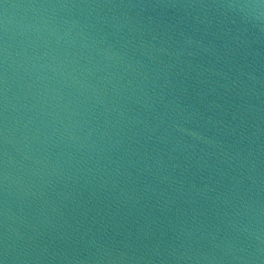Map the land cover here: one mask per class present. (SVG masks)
I'll list each match as a JSON object with an SVG mask.
<instances>
[{
	"label": "water",
	"instance_id": "1",
	"mask_svg": "<svg viewBox=\"0 0 264 264\" xmlns=\"http://www.w3.org/2000/svg\"><path fill=\"white\" fill-rule=\"evenodd\" d=\"M0 264H264V0H0Z\"/></svg>",
	"mask_w": 264,
	"mask_h": 264
}]
</instances>
